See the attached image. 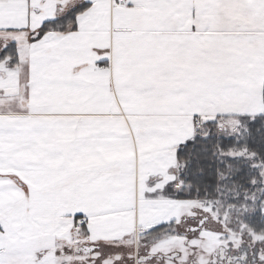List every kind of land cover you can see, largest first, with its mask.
<instances>
[{
	"label": "snow or ice",
	"instance_id": "snow-or-ice-1",
	"mask_svg": "<svg viewBox=\"0 0 264 264\" xmlns=\"http://www.w3.org/2000/svg\"><path fill=\"white\" fill-rule=\"evenodd\" d=\"M0 264H264V0H0Z\"/></svg>",
	"mask_w": 264,
	"mask_h": 264
}]
</instances>
